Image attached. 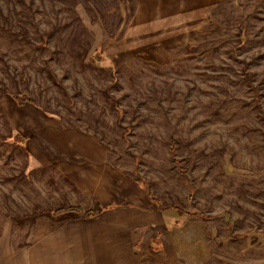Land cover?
Here are the masks:
<instances>
[{"label":"rangeland","instance_id":"374dc122","mask_svg":"<svg viewBox=\"0 0 264 264\" xmlns=\"http://www.w3.org/2000/svg\"><path fill=\"white\" fill-rule=\"evenodd\" d=\"M154 1L0 0V264H264V0Z\"/></svg>","mask_w":264,"mask_h":264},{"label":"trees","instance_id":"16d2710c","mask_svg":"<svg viewBox=\"0 0 264 264\" xmlns=\"http://www.w3.org/2000/svg\"><path fill=\"white\" fill-rule=\"evenodd\" d=\"M21 35V34H19ZM241 43V42H240ZM99 57V56H97ZM254 89H256L254 87ZM10 97L13 98L14 102L19 105V106H25L26 104H32L34 103V99L26 94H23L21 92H17L15 94H9ZM257 105L260 107L262 113H263V117H264V110L261 108L260 102H257ZM19 139V138H18ZM180 143L177 142L176 140H172L169 143V146L172 150H175L179 147ZM171 172L172 174L181 179L183 182L190 184V179L189 176L187 174V160L185 158H179L176 156H172L171 158ZM150 202L152 204H154L158 211L162 212V213H167L168 210L173 209L171 207L168 206H160L157 202H155V200L153 198H150ZM113 201V200H112ZM107 202V203H101L99 204V207L97 208H89L87 210H84L80 205L78 204H61L53 209H49L48 211H46L45 213H47L51 219L53 220H62V219H70L73 221H80V220H92L95 217L99 216L100 214H102L103 212L107 211V210H112L113 208H117L119 206H126V207H131L133 204L130 201H127L125 204H119L117 205V203L114 204V202ZM175 211V214L179 217L183 216L184 214L186 215H192L194 214L193 212L191 213L190 211H186V213L178 208V207H174L173 209ZM171 215H174L173 213ZM160 242V232H156L155 237H153L151 239V243H152V247L153 246H157V244H159ZM154 248V247H153Z\"/></svg>","mask_w":264,"mask_h":264},{"label":"crops","instance_id":"0c3cea01","mask_svg":"<svg viewBox=\"0 0 264 264\" xmlns=\"http://www.w3.org/2000/svg\"><path fill=\"white\" fill-rule=\"evenodd\" d=\"M161 3H163V2L155 0L153 2L154 10H155V6L159 9V6L161 5ZM213 3H214V1L212 2V4ZM140 7H141V4H140ZM209 8H211V5L209 4V2L207 3V1H206V6L203 8V10L200 14L201 15L200 19H202V17H204L208 14V12L210 10ZM155 11L158 12L157 10H155ZM196 15H197L196 10H193L192 12L190 11L187 14V18H186V21L189 20V22H187V25L184 26L185 31L178 29L175 33H173V38H175L174 41H176L177 45L182 44L185 41H187V37L192 33L193 29L198 24L197 21H195ZM152 18L149 17V19H152ZM145 27H147L146 24H145ZM117 208H121V207H117ZM109 211H111V210H107L103 213H106ZM54 221H57V220H54ZM84 221H87V220H84ZM37 247L38 246L36 245L34 248H31L30 251H26V254L24 257H20L19 255L15 256V255L11 254L9 257V264H80V259L82 258L80 253H76V254H73L74 258H72V259L69 258V260H68L64 255H61L59 252H54V254L51 255L48 252L38 250ZM88 264H97L95 254H91V257L88 261Z\"/></svg>","mask_w":264,"mask_h":264}]
</instances>
